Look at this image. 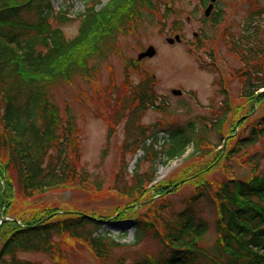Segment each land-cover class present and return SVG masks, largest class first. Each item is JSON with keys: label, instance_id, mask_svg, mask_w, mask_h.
I'll return each instance as SVG.
<instances>
[{"label": "trees", "instance_id": "1", "mask_svg": "<svg viewBox=\"0 0 264 264\" xmlns=\"http://www.w3.org/2000/svg\"><path fill=\"white\" fill-rule=\"evenodd\" d=\"M102 1L91 0V6L78 16L77 34L67 39L50 23L65 17L54 11L52 0H0V218H10L2 222L0 230L6 225L14 227L0 245V264H41L18 254H51L54 237L60 234L87 242L100 259L120 245L110 232L101 230L106 221L102 217L84 213L57 219L54 210L33 207V215L27 219L9 210L13 194L31 201L37 193L83 186L89 180L80 164L76 117L67 107L60 109L51 90L76 76L93 78L98 64L115 52L117 35L131 23L142 21L144 10L154 5V0H108L101 5ZM200 1L202 5L208 2ZM98 5L101 7L96 9ZM262 13L253 10L242 31L229 40V49L242 64L237 71L242 98L259 100V90L264 89V45L255 21ZM64 17L62 20L67 19ZM208 20L219 23L220 8ZM127 78L123 91L109 106L107 137L124 121L122 161L125 153L142 151L153 164L150 171L136 170L129 184L116 182L114 189L131 198L155 181V165L181 157L189 147L191 155L199 157L217 148L219 144L211 143L208 136L215 132L221 142L230 105L222 90V100L208 117L198 115L184 124L156 121L143 125L144 112L149 108L161 111L165 103L159 104L152 90L153 76L145 74L136 84ZM262 136L264 116L237 140L239 146L231 154ZM200 188L199 195L208 193V187ZM213 197L219 202V237L211 248L197 245L208 225L189 205L164 229L169 253L132 264H264V173L252 181L228 178L214 190ZM134 228L139 235L141 222L136 218Z\"/></svg>", "mask_w": 264, "mask_h": 264}, {"label": "rangeland", "instance_id": "2", "mask_svg": "<svg viewBox=\"0 0 264 264\" xmlns=\"http://www.w3.org/2000/svg\"><path fill=\"white\" fill-rule=\"evenodd\" d=\"M106 3L108 0H103L101 5ZM52 6L67 18L52 20V27L59 28L70 39L77 34L79 14L91 6V0H52ZM206 6L200 0H154L153 7L144 10L142 21L131 23L117 35L115 52L98 64L93 78L76 76L51 90L60 109L67 107L76 117L80 164L89 173V180L83 186H61L37 193L31 201L13 194L9 210L27 219L32 217L33 207L52 209L57 219L84 213L102 217L107 223L101 230L110 232L120 245L100 259L87 242L60 234L54 237L55 249L51 254L19 253V257L41 264H132L156 259L170 251L163 238L166 225L172 224L189 205L208 225L197 245L211 248L217 241L219 202L213 197L214 190L228 178L252 181L264 173V136L231 154L239 146L237 140L264 116V92L259 100L240 97L237 71L242 64L229 49L230 36L235 38L242 31L253 10H264V0H217L208 17L204 16ZM219 8L222 20L213 24L208 18ZM255 21L264 45V13ZM175 35L181 40L169 44L166 38ZM150 45L156 54L138 61L137 55ZM145 74L153 76L152 90L158 103L165 105L161 111L147 109L140 120L143 125L156 121L184 124L198 115L208 117L222 100V90L229 99L230 113L222 128L221 142L215 132L208 136L211 143L219 144L217 148L199 157L192 156L189 147L181 157L155 165V181L130 198L114 189L116 182L119 186L129 184L136 170L150 171L153 164L142 151L125 153L122 161L124 121L108 138L107 116L109 106L123 91L125 78L136 84ZM173 89L181 94H172ZM201 185L209 188L208 193L199 195ZM135 218L141 222L139 235L134 228ZM13 228H1L0 245Z\"/></svg>", "mask_w": 264, "mask_h": 264}, {"label": "water", "instance_id": "3", "mask_svg": "<svg viewBox=\"0 0 264 264\" xmlns=\"http://www.w3.org/2000/svg\"><path fill=\"white\" fill-rule=\"evenodd\" d=\"M216 0H210L209 4L207 5V7L205 8L204 10V15L207 17L209 16L212 8H213V3L215 2ZM166 41L169 43V44H172L174 41H180V37L178 35L174 36L173 38H167ZM156 54V49L153 47V46H148L144 51L140 52L138 55H137V59L138 60H141L143 58H151L153 57L154 55ZM172 94L174 95H179L181 92L179 90H175L173 89L172 91ZM263 92V90L261 91ZM87 216V215H85ZM88 217V216H87ZM6 219H9V218H0V226L2 224V222ZM105 223H107V221H105Z\"/></svg>", "mask_w": 264, "mask_h": 264}, {"label": "flooded vegetation", "instance_id": "4", "mask_svg": "<svg viewBox=\"0 0 264 264\" xmlns=\"http://www.w3.org/2000/svg\"><path fill=\"white\" fill-rule=\"evenodd\" d=\"M208 2H209V0H208ZM208 2H207V4H208ZM213 8H214V6H213Z\"/></svg>", "mask_w": 264, "mask_h": 264}]
</instances>
